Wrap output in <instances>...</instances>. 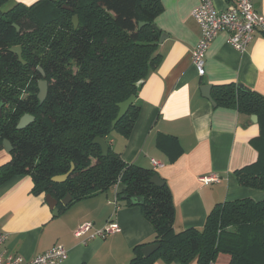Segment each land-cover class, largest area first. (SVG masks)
<instances>
[{"label": "trees", "instance_id": "obj_1", "mask_svg": "<svg viewBox=\"0 0 264 264\" xmlns=\"http://www.w3.org/2000/svg\"><path fill=\"white\" fill-rule=\"evenodd\" d=\"M11 1L0 0V148L4 139L13 145L11 160L0 167V185L30 175L33 191L50 193L64 209L62 199L68 193L74 202L121 182L125 188L120 199L140 206L155 228L152 242L134 247L130 264H153L159 258L211 264L221 252L231 255L230 264H264V199L217 203L202 228L176 231L168 184H154L153 168L127 162L110 145L113 131L131 134L140 113L135 101L113 128L118 103L138 96L160 59L161 32L153 24L163 10L162 1L39 0L32 5L14 2L3 10ZM15 45L21 46L26 63L10 51ZM40 80L48 83L42 103ZM212 98L217 105L258 116V159L237 170L236 176L241 185L264 190V95L228 83L215 85ZM26 113L35 120L18 129ZM97 136L109 142L108 155L93 142ZM72 164L67 180L52 181ZM133 197L144 200L134 203ZM151 243L160 247L145 256L143 247Z\"/></svg>", "mask_w": 264, "mask_h": 264}, {"label": "crops", "instance_id": "obj_2", "mask_svg": "<svg viewBox=\"0 0 264 264\" xmlns=\"http://www.w3.org/2000/svg\"><path fill=\"white\" fill-rule=\"evenodd\" d=\"M39 0H12L32 5ZM162 12L155 24L167 37L159 41L160 59L141 86L136 101L139 116L128 137L113 131L110 145L129 163L153 168L171 189L175 204L174 228H202L217 203L264 199V190L243 186L236 171L257 161L255 140L258 122L236 107L214 105L203 87L243 84L264 95V33L257 31L241 52L220 31L205 54V74L199 75L192 53L199 44L201 27L193 16L200 0H161ZM224 10L235 0H213ZM264 15V0H253ZM0 148V167L11 160ZM160 164L154 166L152 160ZM219 181L206 183L203 177ZM30 175H18L0 185V229L8 234L4 249L32 259L57 244L68 250L61 264H130L137 244L152 242L153 224L138 205H127L118 182L107 191L70 202L55 215L47 193L33 191ZM116 200L119 207H116ZM58 206V205H57ZM117 221L120 231L93 236L95 228ZM86 221L94 229L82 237L77 227ZM231 255L219 253L211 264H230ZM153 264H184L159 258ZM188 264H199L196 260Z\"/></svg>", "mask_w": 264, "mask_h": 264}, {"label": "built area", "instance_id": "obj_3", "mask_svg": "<svg viewBox=\"0 0 264 264\" xmlns=\"http://www.w3.org/2000/svg\"><path fill=\"white\" fill-rule=\"evenodd\" d=\"M193 16L201 27L199 44L193 50V63L199 75L205 74V54L210 43L220 31L229 32L228 42L243 52L252 41L255 33H264V15L260 14L253 0H235L227 9H218L213 0H200L193 10ZM154 166L160 163L152 160ZM206 183L219 181L216 175L203 177ZM116 207L118 202L116 200ZM94 229L91 221L81 223L75 230L76 237H82ZM120 231V225L113 220L101 228H95L91 237L114 234ZM8 234L0 229V264H61L68 258V250L62 244H57L35 258L27 259L20 254H15L4 249Z\"/></svg>", "mask_w": 264, "mask_h": 264}, {"label": "water", "instance_id": "obj_4", "mask_svg": "<svg viewBox=\"0 0 264 264\" xmlns=\"http://www.w3.org/2000/svg\"><path fill=\"white\" fill-rule=\"evenodd\" d=\"M73 24L75 27H77L79 25V16L77 14H75L72 18ZM145 24L144 22H141L140 25ZM17 27V29H19V26L15 25ZM153 26L158 29L161 32V37H160V41H163L166 37L167 34L166 33H162L161 29L154 23ZM10 51H12L13 53H15L16 55H18L19 60L23 63H26L25 60L23 59L22 56V48L20 45H15L13 47L10 48ZM40 70L42 71V73H44V71L42 70V68H40ZM143 81H139L137 84L140 86L142 84ZM39 93H38V98L41 101V103L45 100L47 93H48V83L45 80H40L39 83ZM239 88L244 89L245 86L243 84H238ZM203 90L205 92V96L210 99L212 101V103L214 105H216L215 101L212 98L211 95V90L212 87L211 85H206L203 87ZM137 97L135 95H131L130 97H128L126 100L119 102L118 106H119V112L117 114V117L112 121V127L114 128L116 126V124L118 123V121L127 113V111L129 110V108L131 107V105L136 101ZM1 107L2 104H0V112H1ZM35 120V116L29 113L24 114L18 124H17V128L18 129H23L26 126H28L30 123H32ZM251 120H253L254 122H258V116L256 114L251 115ZM94 143L99 144L101 146L102 149V154L104 156L108 155L109 153V142L107 141L106 138L97 136L94 140ZM3 145L6 151L11 152L13 150V145L11 143L10 140L8 139H4L3 140ZM75 165L72 164L70 171H68L65 174H60V175H56L52 177V181L54 182H63L65 180L68 179L70 173L73 171ZM152 182L156 185H164L166 183V181L161 178V176L156 173L153 178H152ZM47 198V202L49 203V205L51 206V208L54 211L55 215L59 214V207L58 205V200L56 198H54L50 193L47 194L46 196ZM127 198L125 195L123 196V199ZM73 197L70 193H68L63 199H62V204L63 205H68L71 201H72ZM143 197H133L132 201L134 203H141L143 202ZM160 247L159 243H151L146 245L145 247H143V253L145 256H150L152 255L156 250H158Z\"/></svg>", "mask_w": 264, "mask_h": 264}, {"label": "rangeland", "instance_id": "obj_5", "mask_svg": "<svg viewBox=\"0 0 264 264\" xmlns=\"http://www.w3.org/2000/svg\"><path fill=\"white\" fill-rule=\"evenodd\" d=\"M14 3L11 1V2H8L7 4H5L4 6H3V10H7V9H9L12 5H13ZM25 95V91H24V88H23V91H22V96H24Z\"/></svg>", "mask_w": 264, "mask_h": 264}]
</instances>
